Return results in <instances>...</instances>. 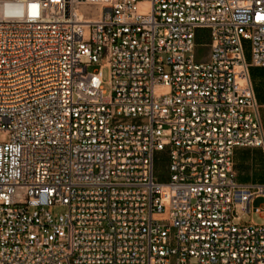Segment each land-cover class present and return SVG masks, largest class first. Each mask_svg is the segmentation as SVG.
<instances>
[{
  "label": "built area",
  "instance_id": "built-area-1",
  "mask_svg": "<svg viewBox=\"0 0 264 264\" xmlns=\"http://www.w3.org/2000/svg\"><path fill=\"white\" fill-rule=\"evenodd\" d=\"M250 66L264 0H0V264H264Z\"/></svg>",
  "mask_w": 264,
  "mask_h": 264
},
{
  "label": "crops",
  "instance_id": "crops-1",
  "mask_svg": "<svg viewBox=\"0 0 264 264\" xmlns=\"http://www.w3.org/2000/svg\"><path fill=\"white\" fill-rule=\"evenodd\" d=\"M249 76L264 129V67L250 66ZM232 167L237 182L264 184V146L235 147L232 153Z\"/></svg>",
  "mask_w": 264,
  "mask_h": 264
},
{
  "label": "rangeland",
  "instance_id": "rangeland-1",
  "mask_svg": "<svg viewBox=\"0 0 264 264\" xmlns=\"http://www.w3.org/2000/svg\"><path fill=\"white\" fill-rule=\"evenodd\" d=\"M197 33L199 34L196 40V49L195 56L198 61H204L208 57V50L206 48L207 38V29H198ZM244 53L246 60H249V43L244 42ZM97 64H91L89 66V71L97 69ZM102 79L104 81L103 87L105 90H110V82L108 76V69L106 67L102 68ZM9 132L7 130H0V142H5L8 140ZM168 157L165 152H157L154 155V177L159 181H166L168 179ZM262 202V198H255L252 202V206H258ZM236 214L240 217L242 222H254L256 224L264 223V213H245L242 210L238 209Z\"/></svg>",
  "mask_w": 264,
  "mask_h": 264
},
{
  "label": "trees",
  "instance_id": "trees-1",
  "mask_svg": "<svg viewBox=\"0 0 264 264\" xmlns=\"http://www.w3.org/2000/svg\"><path fill=\"white\" fill-rule=\"evenodd\" d=\"M198 36H199V34L197 33V34H196V40H197Z\"/></svg>",
  "mask_w": 264,
  "mask_h": 264
}]
</instances>
